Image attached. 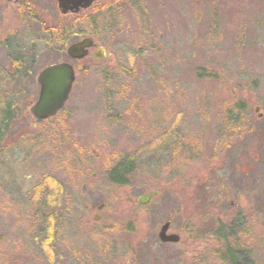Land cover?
<instances>
[{"label": "rangeland", "instance_id": "1", "mask_svg": "<svg viewBox=\"0 0 264 264\" xmlns=\"http://www.w3.org/2000/svg\"><path fill=\"white\" fill-rule=\"evenodd\" d=\"M105 12L54 24L97 26L110 57L78 63L40 45L15 84L29 95L10 133L18 160L0 158V264H264V192H240L225 146L231 119L253 116L264 93V0H119ZM51 60L77 80L64 110L34 128L31 94ZM210 178H226L223 211L206 206ZM241 211L247 221L231 214ZM169 220L178 244L159 241Z\"/></svg>", "mask_w": 264, "mask_h": 264}, {"label": "flooded vegetation", "instance_id": "2", "mask_svg": "<svg viewBox=\"0 0 264 264\" xmlns=\"http://www.w3.org/2000/svg\"><path fill=\"white\" fill-rule=\"evenodd\" d=\"M128 1L131 2L133 0ZM118 2L119 0H81L78 7L68 4V7L62 9L59 7L58 0H0V158H17L16 160H18L22 138L19 136L18 139H12L10 133L14 127L16 129V126L20 125V120L22 121V111L18 106L17 100H21L22 94L29 95V92L28 90L24 91V88L16 90L15 84L23 85L24 81L31 77V71L38 59L40 45L48 51L62 53V59L67 58L78 63L88 58L94 62H99L104 58L110 57V54L96 40L99 37L97 26L92 31L85 33H80V26L76 31L77 33H74L75 26H70L69 22L55 25L54 21L74 18L79 22L90 24L91 21L102 19L104 10H106V15L113 16L112 13L115 7H117ZM88 4L89 6L85 7ZM108 4L110 5L108 6ZM74 35L77 38L76 41L70 42L71 37ZM86 39L92 41L90 47L86 49L87 55L82 59L70 57L68 49L71 45L79 44ZM58 44H61L60 48H57ZM51 62L37 73L36 90L31 94L36 97V102L39 99L41 91V86L38 83L40 73L55 64H71L65 60L58 62L51 60ZM72 66L74 67V65ZM75 72L77 80L78 73L76 69ZM260 85L261 83L258 85V88H260ZM256 91L262 92L260 89ZM257 101L253 116L248 115L246 109H241L237 111L238 116L234 120L231 119L232 122L236 121L240 124H235L232 128H228L227 135L231 140L225 144L227 148L231 147L235 149L232 152V156L234 157L232 165L234 171L241 175L237 180L240 192L253 200L264 192V93H261L257 97ZM33 105L29 108V114L34 128L42 126L49 120L57 117L37 124L30 112ZM7 138L11 139L13 144H8ZM238 149L240 150L239 152H237ZM8 150H14L13 157L9 156ZM225 179L223 178L220 181L210 178L208 185H205V189L207 190L206 206L208 208L215 205L216 208L223 211L220 205L223 204L220 192L223 189L228 192L224 184ZM216 194L217 198L215 197ZM231 205L235 209L234 201L231 202ZM252 210L251 212L258 213V209L257 211L255 208ZM231 214L235 218L242 214L246 221L249 219L245 215V212L242 211L237 215L232 212ZM167 222L170 223L168 233L172 234L173 232L170 231L171 221L169 220L165 223ZM230 227L232 226H225L222 230L226 231L227 229L229 231L231 230ZM175 234L181 238L182 231L178 230V233ZM236 255L240 257V254ZM232 257H235V255H232ZM244 259L249 262L246 256H244Z\"/></svg>", "mask_w": 264, "mask_h": 264}, {"label": "water", "instance_id": "3", "mask_svg": "<svg viewBox=\"0 0 264 264\" xmlns=\"http://www.w3.org/2000/svg\"><path fill=\"white\" fill-rule=\"evenodd\" d=\"M81 0H58L59 7L65 9L68 4L78 7ZM89 4L85 7H88ZM91 40L86 39L79 44H73L68 49V55L75 59H82L87 55V48L91 45ZM76 80L74 67L68 63H59L44 69L39 77L38 83L41 86L40 96L37 102L31 107L30 112L37 124L43 123L45 120L56 116L64 107L70 98L73 84ZM157 195L153 192L147 196L138 199L140 204H147L150 199ZM104 205L98 209L101 210ZM99 217L96 216L95 220ZM170 223L167 222L161 226L158 238L164 244H177L180 237L177 234H169Z\"/></svg>", "mask_w": 264, "mask_h": 264}, {"label": "trees", "instance_id": "4", "mask_svg": "<svg viewBox=\"0 0 264 264\" xmlns=\"http://www.w3.org/2000/svg\"><path fill=\"white\" fill-rule=\"evenodd\" d=\"M117 171H118V172H121V173H122V172H123V173H128V170H124V169H123V170H122V169H121V170H117ZM117 174H118V173H117ZM113 175H114V174H113ZM112 179H113L114 181H117V179H115V177L112 178ZM52 227H53V226H52ZM51 229H52V228H51Z\"/></svg>", "mask_w": 264, "mask_h": 264}]
</instances>
